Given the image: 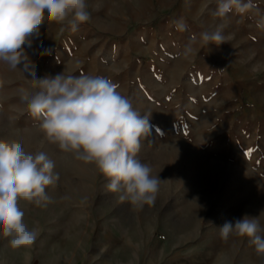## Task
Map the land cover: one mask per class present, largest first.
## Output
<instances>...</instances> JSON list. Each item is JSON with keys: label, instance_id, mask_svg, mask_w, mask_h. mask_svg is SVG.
Listing matches in <instances>:
<instances>
[{"label": "rangeland", "instance_id": "rangeland-1", "mask_svg": "<svg viewBox=\"0 0 264 264\" xmlns=\"http://www.w3.org/2000/svg\"><path fill=\"white\" fill-rule=\"evenodd\" d=\"M253 2L222 20L211 15L217 0H87L88 22L73 31L45 20L26 47L37 79L102 76L151 114L136 158L161 178L152 206L121 203L94 164L48 142L21 100L20 89L34 93L37 81L0 62V138L46 152L60 177L46 206L19 201L38 236L13 249L0 235V264H70L78 255L261 264L248 238L220 233L245 215L264 230V30L256 26L264 0ZM219 25L223 44L199 42ZM193 35L194 51L180 55Z\"/></svg>", "mask_w": 264, "mask_h": 264}, {"label": "clouds", "instance_id": "clouds-1", "mask_svg": "<svg viewBox=\"0 0 264 264\" xmlns=\"http://www.w3.org/2000/svg\"><path fill=\"white\" fill-rule=\"evenodd\" d=\"M257 5L253 0H217L211 15L226 19L235 10L245 14ZM87 0H0V62L11 69H22L37 81L38 91L20 89L22 102L29 114L41 121L40 128L48 142L61 153L85 164H94L108 179L107 190L117 199L142 208L152 206L159 190L160 176L153 175L150 165L136 157L141 140L150 133L151 114L141 115L130 99L111 80L88 74H57L53 78L37 79L32 61L26 53L32 35L43 21L67 24L75 31L90 20ZM264 30V16L256 24ZM177 31L187 25L181 18L175 22ZM197 37H190L180 55L194 51ZM203 45L225 42L223 25L213 32L199 35ZM55 162L44 151H26L14 138H0V235L8 239L13 249L31 246L38 233L24 222L19 201L46 206L51 198L46 189L54 186L59 174ZM257 217L245 215L220 227L222 238L230 235L248 238L264 264V235Z\"/></svg>", "mask_w": 264, "mask_h": 264}, {"label": "crops", "instance_id": "crops-1", "mask_svg": "<svg viewBox=\"0 0 264 264\" xmlns=\"http://www.w3.org/2000/svg\"><path fill=\"white\" fill-rule=\"evenodd\" d=\"M153 256L143 258H124L121 256L78 255L72 258L70 264H159Z\"/></svg>", "mask_w": 264, "mask_h": 264}, {"label": "built area", "instance_id": "built-area-1", "mask_svg": "<svg viewBox=\"0 0 264 264\" xmlns=\"http://www.w3.org/2000/svg\"><path fill=\"white\" fill-rule=\"evenodd\" d=\"M160 237H161V238H163V236H162V235H160Z\"/></svg>", "mask_w": 264, "mask_h": 264}, {"label": "bare ground", "instance_id": "bare-ground-1", "mask_svg": "<svg viewBox=\"0 0 264 264\" xmlns=\"http://www.w3.org/2000/svg\"><path fill=\"white\" fill-rule=\"evenodd\" d=\"M65 160V159H64ZM63 162V161H62ZM66 162V161H65ZM262 216H264V215H262ZM260 218V217H259Z\"/></svg>", "mask_w": 264, "mask_h": 264}]
</instances>
